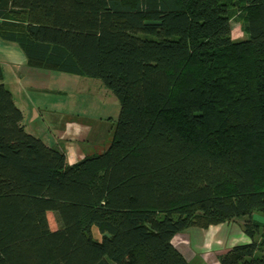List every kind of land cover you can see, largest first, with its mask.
<instances>
[{
    "label": "trees",
    "instance_id": "1",
    "mask_svg": "<svg viewBox=\"0 0 264 264\" xmlns=\"http://www.w3.org/2000/svg\"><path fill=\"white\" fill-rule=\"evenodd\" d=\"M0 38L121 104L71 164L0 63V264H191L175 237L228 223L249 241L216 264H264V0H0Z\"/></svg>",
    "mask_w": 264,
    "mask_h": 264
},
{
    "label": "rangeland",
    "instance_id": "2",
    "mask_svg": "<svg viewBox=\"0 0 264 264\" xmlns=\"http://www.w3.org/2000/svg\"><path fill=\"white\" fill-rule=\"evenodd\" d=\"M232 35L235 39L246 37L237 19L233 20ZM2 71L3 83H6L4 84L7 88L15 85V77H18L19 74L25 88L21 95H24L30 102L32 100L39 102L43 104L45 109L49 107L48 104L57 105L58 108H61L60 105L63 103V109L56 118H60L62 113L63 116L68 114L81 119L99 117L104 120L106 127L115 123V133L121 104L112 91L98 84L102 83L101 80L85 76H75L74 78V75L32 67H25L18 73L11 66L3 65ZM27 75H30L31 81L23 80ZM62 75L63 81L60 80ZM74 79L80 80L81 84L79 85H82V81L88 82V84L81 88L77 84L78 88L76 89L75 84H73ZM29 111L33 113L36 111L33 107L31 108V104L27 112ZM32 120L31 115V118L27 120L28 124ZM32 126L36 127L35 125ZM50 226L52 230L58 229L56 222L50 221ZM93 231L96 237H101L96 227ZM248 241V237L236 224L228 223L213 225L208 229H189L177 235L174 244L191 264H215L219 253L233 245Z\"/></svg>",
    "mask_w": 264,
    "mask_h": 264
},
{
    "label": "crops",
    "instance_id": "3",
    "mask_svg": "<svg viewBox=\"0 0 264 264\" xmlns=\"http://www.w3.org/2000/svg\"><path fill=\"white\" fill-rule=\"evenodd\" d=\"M0 63L2 66H11L18 73L25 67L30 68L19 46L1 38ZM23 80L31 81L30 75H27ZM60 80L63 81V75ZM79 81L77 79L73 82L76 89L78 88L77 84L80 88L88 84V82L82 81V85H79L81 84ZM98 84H101V87L104 86L101 82ZM9 89L13 93L16 104L23 111L26 128L42 136L48 143L54 144L59 148H64L69 163H76L88 155L102 153L111 145L114 138L115 123L106 127L104 120L99 117L81 119L68 114H64L63 116V113L60 115V118H56L57 114L63 109V103L60 105L61 108H58L57 105L48 104L49 107L45 109L43 104L39 102H35L34 100L30 102L24 95H21L25 88L19 74L18 77H15V85H12ZM30 104L31 108L33 107L36 110L35 113L27 112ZM31 115L33 120L28 124L27 120L31 118Z\"/></svg>",
    "mask_w": 264,
    "mask_h": 264
},
{
    "label": "bare ground",
    "instance_id": "4",
    "mask_svg": "<svg viewBox=\"0 0 264 264\" xmlns=\"http://www.w3.org/2000/svg\"><path fill=\"white\" fill-rule=\"evenodd\" d=\"M48 219H49V222L50 221H53L54 223L56 222L55 217L51 212L48 213Z\"/></svg>",
    "mask_w": 264,
    "mask_h": 264
}]
</instances>
